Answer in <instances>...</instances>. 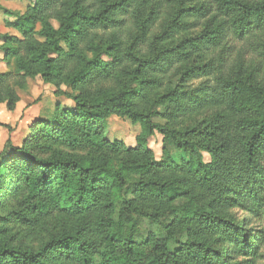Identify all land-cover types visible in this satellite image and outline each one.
Segmentation results:
<instances>
[{"label":"trees","instance_id":"1","mask_svg":"<svg viewBox=\"0 0 264 264\" xmlns=\"http://www.w3.org/2000/svg\"><path fill=\"white\" fill-rule=\"evenodd\" d=\"M0 12L20 34L0 36L14 66L0 74V104L13 111L14 88L36 76L73 103L20 147L6 140L0 196L75 219L35 250L0 243V264H261L264 0H32ZM195 77L212 82L190 87ZM111 116L141 127L136 148L103 137ZM154 132L159 161L146 147ZM39 138L111 157L38 155ZM141 219L164 235L137 242Z\"/></svg>","mask_w":264,"mask_h":264},{"label":"rangeland","instance_id":"2","mask_svg":"<svg viewBox=\"0 0 264 264\" xmlns=\"http://www.w3.org/2000/svg\"><path fill=\"white\" fill-rule=\"evenodd\" d=\"M3 1L4 8L13 12L23 13L27 6L31 5L32 0H0ZM14 18L0 12V36L11 35L20 38V34L8 25L13 22ZM54 27H57L56 22L51 21ZM3 41L0 39V46ZM2 59L0 60V74L14 72L13 62L6 63L3 60V53L0 51ZM210 74V73H209ZM215 72H212V76ZM192 80V79H191ZM212 82V77L207 79L204 77H195L188 83L189 86H198L201 83ZM18 101L15 104L13 111H8L5 104H0V153L4 151V145L7 139L10 140L12 146L20 147L23 140L30 134V127L33 123L41 121H49L56 113V108L59 110H71L73 103L70 99L64 96H55L53 93L55 88L52 85L44 84L38 76L32 79L25 80V87L19 89L14 88ZM64 93H69L70 90L61 87ZM154 123L163 124V121L153 118ZM7 126L9 129L2 127ZM141 133L139 125L131 124L127 119L111 116L107 119L103 131V137L110 142L116 141L123 144L124 149H134L137 147V137ZM162 136L157 132L148 138L146 147L152 151L153 158L156 161L163 159V142ZM35 151L38 155L46 156L49 154H58L61 156H80L85 158H110L106 150H100L91 144L78 146H70L66 142L57 140L47 141L39 138ZM167 151L173 159L178 160L180 152H177L172 143L166 144ZM123 154L114 155L121 159ZM203 160L209 162V156L203 153ZM26 215L24 218L22 215ZM75 219L70 216L55 210H51L46 216L28 214L23 210L20 204V195L0 196V243L10 247L21 249H37L42 243L47 241L52 236L61 235L69 232ZM150 232L153 234L164 235L159 226L151 223L148 220L141 219L137 225L136 241L142 242ZM262 259L261 264H264V243L261 246Z\"/></svg>","mask_w":264,"mask_h":264},{"label":"crops","instance_id":"3","mask_svg":"<svg viewBox=\"0 0 264 264\" xmlns=\"http://www.w3.org/2000/svg\"><path fill=\"white\" fill-rule=\"evenodd\" d=\"M0 6L3 7V8L5 7L4 4H3V1H0ZM9 33H11V35H17V34H15V33L13 34V31H11V32H9ZM1 59H2V55L0 54V60H1Z\"/></svg>","mask_w":264,"mask_h":264}]
</instances>
